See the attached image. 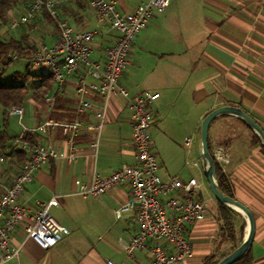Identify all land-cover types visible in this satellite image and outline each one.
<instances>
[{
  "label": "crops",
  "instance_id": "1",
  "mask_svg": "<svg viewBox=\"0 0 264 264\" xmlns=\"http://www.w3.org/2000/svg\"><path fill=\"white\" fill-rule=\"evenodd\" d=\"M57 1L59 17L77 30L95 31L92 57L102 61L105 47L114 42L115 34L106 32V26L98 24L90 0ZM141 1L145 0H117V8L129 12ZM181 4L182 10H173L170 1L168 7L151 18L147 27L137 34L132 44L138 42L152 53L144 56L136 54L135 50L130 52V64L123 70L119 84L130 95L143 91L160 95L151 105L155 119L152 128L159 129L166 138V142H160L153 151L159 174L184 181L195 177L204 184L199 197L207 201L206 215L204 220L187 228L192 253L184 263L203 264L211 255L218 256L222 252L224 226L218 202L211 197L198 164L200 139L195 133L202 117L221 105L241 107L264 129V0H181ZM25 11L24 7L15 8L7 25ZM33 22L37 25L9 27V31L2 34L24 41L33 50L58 39V29L38 25L44 23L43 15ZM26 69L33 71L30 78L33 88L26 104L22 105V124L33 128L49 118L60 123L72 120L78 100L76 76L68 79L50 112L43 97L32 94L42 84L37 74L48 75L46 66L33 67L27 63ZM85 97L94 105L101 104L100 96L95 93L89 92ZM80 118L82 126L72 142L60 126H49L45 132L31 131L39 135L38 142L53 145L56 157L36 171L33 181L26 185L19 198L35 211V201L46 203L57 196L58 206L52 207L49 214L63 205L67 216L59 222L50 214L51 222L68 227L70 232L46 250L26 241L19 260L7 264H108V261L150 264L149 247L127 257L117 245L112 246L119 238H130L137 228L130 213H124L119 219L114 214L130 196L127 186L116 187L98 198H83L74 193L94 175L108 176L122 164L134 161L129 109L120 96L110 99L96 154L91 146L96 134L92 126L97 122L94 110H85ZM5 130L15 138L22 133L17 116L10 111ZM253 134L239 118L221 116L209 126L208 143L211 150L223 147L230 154L223 174L233 196L250 209L255 219L251 264H264V152ZM186 138L192 139L189 148L182 142ZM71 153L73 158L69 159ZM194 162L198 166L193 165ZM20 166L16 158L7 157L0 164V181L11 183ZM234 226L235 241L239 244L246 233V220L240 213L234 216ZM14 239L20 242L21 230L14 234ZM227 242L234 245L230 240ZM103 245L112 250L114 258L105 254Z\"/></svg>",
  "mask_w": 264,
  "mask_h": 264
},
{
  "label": "built area",
  "instance_id": "2",
  "mask_svg": "<svg viewBox=\"0 0 264 264\" xmlns=\"http://www.w3.org/2000/svg\"><path fill=\"white\" fill-rule=\"evenodd\" d=\"M170 1L145 0L132 11L121 12L117 8V0H90L89 5L98 24L106 26V32L115 34L114 42L105 47L102 61L92 57L95 31L77 30L66 20L60 19L57 0H33L24 14L10 22L9 26L13 29L32 21L43 12L54 19L58 39L52 44H42L26 60L33 67L47 68L53 86L45 93L43 101L50 112L72 76H76L78 100L76 116L72 120L60 123L49 118L33 128L22 124V106L10 108V113L17 116L22 126V133L9 144L6 153L0 150V164L7 160V153L11 150L26 149L29 157L21 164L11 183L0 181V264L19 260L26 241H32L46 250L54 247L70 232L68 227L51 222L49 211L58 206L57 196H52L46 203L35 201V211L19 200L26 185L33 181L36 171L56 157V150L50 142H38L31 146L24 133L45 132L49 126H60L68 135L69 142H72L82 126L81 113L92 109L97 122L92 126L96 134L91 146L96 154L109 101L113 96L123 98L129 109L134 161L122 164L108 176L94 175L90 182L81 184L74 193L83 198H98L116 187L127 186L130 196L115 209L114 214L119 219L124 213H130L137 228L130 238L117 240L118 248L127 257H132L136 251L149 247L150 264H184L191 256L187 228L205 218L207 201L199 197L204 184L195 177L184 181L178 177L164 178L159 174L150 129L155 121L151 105L160 95L150 91L130 95L119 84L123 70L130 64L134 38L147 27L151 18L168 7ZM89 92L100 96V105H94L85 97ZM191 141V138H186L184 145L189 148ZM211 154L221 172L225 173L229 152L223 147H215ZM72 155H69V159L73 158ZM192 164L198 166L196 162ZM20 230L22 239L16 242L14 234ZM108 264L114 263L108 261Z\"/></svg>",
  "mask_w": 264,
  "mask_h": 264
},
{
  "label": "trees",
  "instance_id": "3",
  "mask_svg": "<svg viewBox=\"0 0 264 264\" xmlns=\"http://www.w3.org/2000/svg\"><path fill=\"white\" fill-rule=\"evenodd\" d=\"M32 1L33 0H0V108L2 109V124H0V150H2L5 153L9 144L15 139V137H10L5 130L7 112L10 111L11 107H21L24 104L25 99L30 95L31 91L30 89H28V87L25 84L18 82L20 78H23L24 76L27 75V72L22 73L20 71H16L11 76L10 80H4L3 75L7 67L11 66L14 60L29 59L34 54L35 49L31 51L33 47H29L27 44H25L24 41L20 39H15L12 36L9 37L4 36L2 34L3 33L2 30L7 25L10 13L15 8L24 7L25 9H28ZM46 14L49 20L54 21V19L48 13ZM60 19L62 18L60 17ZM40 81L42 84L32 92V94L35 95L37 98L43 97L45 93L49 92L51 90V87L53 86V81L49 75L41 74ZM38 88L41 89L38 90ZM38 136L39 135L35 133L31 134V131H26L24 133L25 139L29 142L31 146L38 143V139H39ZM254 139L258 144H260L259 140L255 135H254ZM261 148L264 152L262 146ZM28 155L29 154L26 149L11 150L10 152L7 153V157L16 158L18 162L21 164L28 160L29 157ZM215 165H216L217 183L219 187L225 194L234 197L228 179L221 172V170L219 169L216 163ZM218 205L221 213V221L224 226L223 238L232 241L234 244L232 249H234L239 245L237 241H235L236 238H235L234 216L235 214H239V213L233 210L232 208L223 205L219 202ZM228 253L229 252L222 253L219 256L213 254L210 257H208L203 264H215L220 258L224 257ZM251 260H252L251 251L249 250L239 260H237L232 264H251Z\"/></svg>",
  "mask_w": 264,
  "mask_h": 264
},
{
  "label": "water",
  "instance_id": "4",
  "mask_svg": "<svg viewBox=\"0 0 264 264\" xmlns=\"http://www.w3.org/2000/svg\"><path fill=\"white\" fill-rule=\"evenodd\" d=\"M234 116L242 120L247 127L254 133L264 149V129L263 127L244 109L239 106L221 105L208 111L199 123L200 149L199 159L202 170L209 188L215 199L233 210L240 213L246 220V233L239 245L230 251L227 255L220 258L215 264H232L239 260L247 251L251 249L255 233V219L253 213L242 202L235 197L225 194L217 183L216 165L211 154L208 143L209 126L218 117Z\"/></svg>",
  "mask_w": 264,
  "mask_h": 264
},
{
  "label": "rangeland",
  "instance_id": "5",
  "mask_svg": "<svg viewBox=\"0 0 264 264\" xmlns=\"http://www.w3.org/2000/svg\"><path fill=\"white\" fill-rule=\"evenodd\" d=\"M68 1H70V0H68ZM71 1H74V0H71ZM171 6H172V9L174 10V9H179V10H182V8H183V5L181 4V0H171ZM181 8V9H180ZM12 12H14V10L12 11ZM39 15H43V20H44V23H40V24H38L40 27L41 26H44V25H47V26H49V27H51V28H53V29H57V25H56V23L54 22V21H52V20H49L48 19V17H47V14L45 13V12H43V13H41V14H39ZM38 15V16H39ZM37 18V17H36ZM35 18V19H36ZM34 19V20H35ZM34 20H32V21H34ZM66 20V19H65ZM32 21H30V22H28V23H24V24H20V25H18L17 27H15V28H13V29H16V28H18L19 26H21V25H26V24H28V25H30V24H32V26H36L37 25V22H33V23H31ZM67 21V20H66ZM67 22H69V21H67ZM9 25H6L4 28H3V30H2V32H4V31H9V30H7V29H9ZM1 32V33H2ZM39 36V35H38ZM40 38H41V35L39 36ZM37 41V40H36ZM41 42V41H40ZM134 50L136 51V54H138V55H149V54H151L152 52H150L149 50L150 49H148V48H145V47H141V45H140V43H138V42H136V44H132V46H131V52H134ZM31 51H33V49L31 50ZM26 65H27V62L26 61H24V60H21V59H18V60H14L13 61V63H12V65L11 66H9V67H7V69L5 70V73H4V75H3V79L4 80H10V78H11V76L16 72V71H20V72H22V73H24V72H27V75L26 76H24L23 78H20L19 79V83H23V84H25L27 87H28V89H30V91H31V89L33 88V84H31L32 83V81H31V77L33 76L31 73H33V71L32 70H29V69H26ZM143 71H145V69L143 70ZM142 73H144V72H142ZM38 76H41L40 74H37ZM144 75V74H143ZM26 100H27V98L25 99V102H26ZM24 102V104H26ZM26 119V118H25ZM151 131H152V134H150V136H151V140H152V144H153V151L155 152L156 150H157V148L159 147V145H160V142H166V138L164 137V135H163V133L159 130V129H157L156 127L155 128H151L150 129V133H151ZM195 136H196V138H199V130L197 129V131H196V133H195ZM157 138H163L162 140H159V139H157ZM200 139V138H199ZM153 140H154V142H153ZM183 143L185 142V139L182 141ZM162 144V143H161ZM198 164H199V167H202V165H201V161H200V159H199V156H198ZM196 176H198V174H196ZM203 177H204V181H205V184L207 185V187H208V189H209V191H210V193H211V197H213V200H215L216 201V199H215V197H214V195L212 194V192H211V190H210V188H209V185H208V183H207V181H206V178H205V176H204V174H203ZM62 207H63V205H62ZM60 208V209H58L56 212H54V210H51V212H50V214L57 220V221H59V222H63V220H65V218H66V216H67V212L65 211V210H63V208ZM228 240H226L225 238H222L221 239V244L220 245H222V252H220V254H222V253H226V252H230V251H232L233 249H232V245L230 244V243H228L227 242ZM104 246V252H107V253H105L106 255H108L109 257H111V258H114V256H113V252H112V250H109L105 245H103ZM112 246H116V242L114 243V242H112ZM106 249H108V250H106ZM21 254V253H20ZM219 254V255H220ZM218 255V256H219ZM13 261V260H12ZM16 261V260H15ZM17 263V262H16ZM21 264H23V262H21Z\"/></svg>",
  "mask_w": 264,
  "mask_h": 264
}]
</instances>
